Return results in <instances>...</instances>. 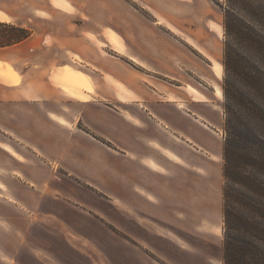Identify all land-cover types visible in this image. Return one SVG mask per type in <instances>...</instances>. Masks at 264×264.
<instances>
[{
	"label": "rangeland",
	"instance_id": "374dc122",
	"mask_svg": "<svg viewBox=\"0 0 264 264\" xmlns=\"http://www.w3.org/2000/svg\"><path fill=\"white\" fill-rule=\"evenodd\" d=\"M255 1L264 6V0ZM120 2L122 27L114 33L126 55L111 57L116 47L105 36L94 39L113 76L100 78L62 59L58 71L41 78L56 92L47 101L0 102V264H223L224 86L234 82L223 63L226 2L171 1L162 16L134 0ZM80 9L70 13L75 23L85 17ZM240 14L264 35L255 12ZM36 19L54 20L45 13ZM6 34L0 26V35ZM144 36L150 43L161 36L172 58L143 65ZM65 69L86 77L90 92L54 84L53 76ZM118 80L124 93L114 87ZM130 82L137 95L127 88ZM255 100L248 92L243 104L250 109L239 115L248 131L240 147L251 154L259 143V124L250 112ZM245 164L243 170L259 178Z\"/></svg>",
	"mask_w": 264,
	"mask_h": 264
},
{
	"label": "crops",
	"instance_id": "0c3cea01",
	"mask_svg": "<svg viewBox=\"0 0 264 264\" xmlns=\"http://www.w3.org/2000/svg\"><path fill=\"white\" fill-rule=\"evenodd\" d=\"M120 1L121 0H85L84 4H75L72 0H46L44 3H41L40 0H0V22L16 24L24 27H27L26 25L29 21L32 22V25L29 27L31 30L29 36L17 43L0 46V73L9 74L11 77L10 79H5L0 74V102L14 99H21L23 102H34L35 97H41L42 101H47V97H49L47 95L50 93L55 94L56 92L53 91L54 89L51 87L45 86L41 81V78L50 77L51 74L49 75V72L52 69L58 71L56 69L61 68L63 65H56V62L62 59L70 58L71 62H75L79 66L84 67L83 69L86 72L93 73L100 78L105 77V75L108 77L113 76L108 67L111 63L100 57L99 53L103 52V48L99 44L96 45L94 39L98 38L103 41L102 39H104L105 36L108 41H110L109 44L112 48L114 50L117 49L115 52L113 51L111 53V57H116L119 52L120 54L122 53L126 55L124 45L114 33L119 32L122 27L119 15H117L121 7ZM134 1L139 8L158 13L162 16L161 14L166 13L164 7H167L169 2H177L178 0ZM80 8H83L81 12L85 13V17L82 18L79 16L76 18L79 20L78 23H75L72 18L73 16L70 13L75 10H81ZM42 13L49 14L54 19L52 21L53 23H40L38 21L39 19H36V17H40V14ZM104 13L109 14V16H106V20H104L103 17ZM154 23L160 24L157 16H154ZM66 25L68 26L67 30L65 29ZM108 28L113 30V32L110 31L104 34V29ZM72 30L76 33L75 38L71 37L70 31ZM89 34H91V36H89ZM99 35H101L102 38ZM156 40L157 42L150 43L147 40V37L144 36L140 41L144 44L143 52H139L141 54L140 56H142L140 58L145 62L143 65L149 66L150 68L155 67L157 62H168V59L172 58L169 57L172 53L170 54L168 48L161 45V40H163V38L161 36H156ZM48 41H50L55 48L51 49L47 44ZM113 46L116 47V49ZM48 47L55 55L53 59L49 58L47 55V51H49ZM133 48L131 47V50L134 53L137 52L135 46H133ZM128 51L132 54L130 50ZM72 55L74 56L72 57ZM132 55L133 57L128 55V58L137 62L134 58L136 54ZM80 60L82 62H80ZM116 67L119 68L118 65ZM4 69L8 71H4ZM41 69H43V71ZM60 73L74 74V76H58ZM60 73L53 76L54 84L73 90L75 93L76 91L82 90H87L85 91L86 93L90 92L91 85L86 77H83L81 74L71 69H65ZM116 74L119 75V73ZM146 75L150 76L151 74L147 73ZM61 79H75L80 88H70L61 83ZM25 82H28V84L25 85ZM118 82L121 81L118 80L117 82H113L115 89L119 93H124L125 87ZM116 83L120 86L117 87ZM127 88L137 95V87L135 84L130 82V84L128 83ZM183 88L189 94L193 95L192 88L188 86ZM95 90L98 93L99 90L97 86ZM56 95L62 96L61 94ZM166 99L172 101L174 100V97L167 94ZM94 100L96 101V99ZM55 102L56 101H54V103ZM106 108L109 109V106L106 105ZM162 120L168 124L166 118H162ZM156 130H158V128ZM153 140L161 144L158 139ZM111 163H113V161H111Z\"/></svg>",
	"mask_w": 264,
	"mask_h": 264
},
{
	"label": "trees",
	"instance_id": "16d2710c",
	"mask_svg": "<svg viewBox=\"0 0 264 264\" xmlns=\"http://www.w3.org/2000/svg\"><path fill=\"white\" fill-rule=\"evenodd\" d=\"M225 2L223 27L227 43L223 63L232 72L234 82L224 86L228 97L224 107L228 134L223 148L221 260L223 264H264V156H260L264 150V35L260 29L255 31L240 14L255 12L259 26H264V6L255 0ZM0 26L7 32L5 36L0 35V46L17 43L30 34L22 26L7 23ZM248 92L256 99L250 112L259 124L256 138L259 143L253 154L245 146L240 147L243 136L248 133L239 116L241 110L250 109L243 104ZM244 161L245 167L259 171V178L243 170Z\"/></svg>",
	"mask_w": 264,
	"mask_h": 264
},
{
	"label": "bare ground",
	"instance_id": "6f19581e",
	"mask_svg": "<svg viewBox=\"0 0 264 264\" xmlns=\"http://www.w3.org/2000/svg\"><path fill=\"white\" fill-rule=\"evenodd\" d=\"M212 69L217 71V65L214 64V66H212ZM0 74L5 79L11 78L9 74H5V73H0ZM60 81H61V83L67 85L70 88H73V89H79L80 88L78 82L75 79H61ZM116 86L118 87L120 85L116 83ZM192 93H194V92H192ZM166 154L169 158H171L175 161V157L171 153H167V151H166Z\"/></svg>",
	"mask_w": 264,
	"mask_h": 264
}]
</instances>
